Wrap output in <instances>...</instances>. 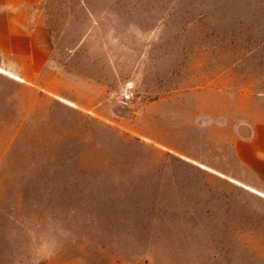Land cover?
Wrapping results in <instances>:
<instances>
[{
	"label": "rangeland",
	"instance_id": "374dc122",
	"mask_svg": "<svg viewBox=\"0 0 264 264\" xmlns=\"http://www.w3.org/2000/svg\"><path fill=\"white\" fill-rule=\"evenodd\" d=\"M58 55L0 70V264H264L230 180L264 123V0H47Z\"/></svg>",
	"mask_w": 264,
	"mask_h": 264
},
{
	"label": "crops",
	"instance_id": "0c3cea01",
	"mask_svg": "<svg viewBox=\"0 0 264 264\" xmlns=\"http://www.w3.org/2000/svg\"><path fill=\"white\" fill-rule=\"evenodd\" d=\"M45 2L0 0V70L27 84L43 76L51 55H58L56 37L33 14ZM231 149L240 171L230 180L264 197V123L252 125L248 136H237Z\"/></svg>",
	"mask_w": 264,
	"mask_h": 264
}]
</instances>
